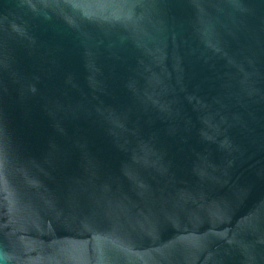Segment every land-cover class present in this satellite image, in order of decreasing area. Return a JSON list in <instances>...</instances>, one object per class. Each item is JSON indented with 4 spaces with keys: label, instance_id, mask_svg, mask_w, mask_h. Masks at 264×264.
Segmentation results:
<instances>
[{
    "label": "water",
    "instance_id": "obj_1",
    "mask_svg": "<svg viewBox=\"0 0 264 264\" xmlns=\"http://www.w3.org/2000/svg\"><path fill=\"white\" fill-rule=\"evenodd\" d=\"M0 264H264V0H0Z\"/></svg>",
    "mask_w": 264,
    "mask_h": 264
}]
</instances>
